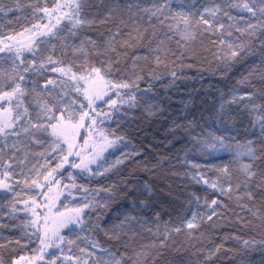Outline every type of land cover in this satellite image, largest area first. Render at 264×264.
<instances>
[{"label": "snow or ice", "instance_id": "snow-or-ice-1", "mask_svg": "<svg viewBox=\"0 0 264 264\" xmlns=\"http://www.w3.org/2000/svg\"><path fill=\"white\" fill-rule=\"evenodd\" d=\"M0 264H264V0H0Z\"/></svg>", "mask_w": 264, "mask_h": 264}, {"label": "trees", "instance_id": "trees-1", "mask_svg": "<svg viewBox=\"0 0 264 264\" xmlns=\"http://www.w3.org/2000/svg\"><path fill=\"white\" fill-rule=\"evenodd\" d=\"M197 68L203 73L202 76L198 77L196 70H185L186 75L191 79L178 82L177 89L168 93L171 96V102H166L164 105L168 111L175 112L179 115L182 107L181 101L187 102L190 93L193 97V105L197 112L209 107L213 101H216L218 106L220 94H227L234 80L239 78V74H237L232 79H229L230 74L217 71L214 64L197 65ZM193 89L196 91L193 92ZM205 114L207 115V113ZM170 126V123H166L163 117L155 122H144L142 124L144 131L134 137L133 142L138 146L143 144L140 150L149 153L145 159H153L155 156L169 153L171 146L168 141L171 137L168 135L167 130ZM180 147V144H176L177 149ZM176 183H183V181H176ZM255 239L259 240L260 237L256 236ZM255 258L257 261L260 259L258 252L255 254Z\"/></svg>", "mask_w": 264, "mask_h": 264}]
</instances>
